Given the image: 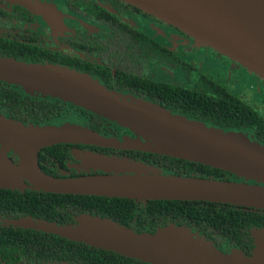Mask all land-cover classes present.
<instances>
[{
	"label": "water",
	"instance_id": "water-1",
	"mask_svg": "<svg viewBox=\"0 0 264 264\" xmlns=\"http://www.w3.org/2000/svg\"><path fill=\"white\" fill-rule=\"evenodd\" d=\"M181 27L264 76V0H128ZM0 79L72 102L128 127L135 136L110 137L82 123L25 124L0 113V187L149 199H191L264 208V144L240 131L189 118L144 98L109 89L92 75L54 63L0 56ZM81 142L152 151L219 167L256 182L165 173L128 156L94 154L104 173L55 176L38 163L39 150ZM12 149L16 163L7 155ZM112 171V173H108ZM14 223L58 233L152 264H264V227H252L251 254L218 249L184 224L136 231L110 217L84 212L76 223L26 216ZM21 264V263H15ZM42 264H88L67 260Z\"/></svg>",
	"mask_w": 264,
	"mask_h": 264
},
{
	"label": "flooded vegetation",
	"instance_id": "flooded-vegetation-1",
	"mask_svg": "<svg viewBox=\"0 0 264 264\" xmlns=\"http://www.w3.org/2000/svg\"><path fill=\"white\" fill-rule=\"evenodd\" d=\"M211 47L174 23L128 0H0V56L28 62L60 64L86 72L116 92L159 103L189 118L202 120L225 130L240 131L259 140L256 127L220 125L203 119V112L211 114L218 103L220 109L231 107L233 100L250 106L264 118V76L214 47L209 49ZM223 57L235 65L223 60ZM0 83L12 85L19 92L31 96H52L27 92L21 85L4 79H0ZM87 113L99 115L90 110ZM102 117L101 131L97 130L101 134L117 138L124 135L135 136L128 127L113 125L114 120L105 117L108 119L105 121ZM67 119L84 124L73 118L29 121L25 124H61ZM103 122L107 125H102ZM1 148L0 143V150ZM131 150L136 149L57 142L39 150L38 163L43 171L55 176L104 173L106 171L103 167L96 166L90 158L94 154H101L128 156L165 172L163 167L131 155ZM6 153L11 160L19 162V156L12 149H8ZM190 175L214 177L211 171H192ZM222 176L226 177L222 179L256 182L228 170L223 171ZM25 182L27 185L24 189H34L28 180L25 179ZM15 189L24 191L21 188ZM37 191L45 196L50 206L56 204V195L43 192H59L43 189ZM65 210L68 221L63 223H76L79 214L88 212L69 207ZM26 216L56 221L34 215L27 209H9L7 201L0 200V230L7 225L34 228L14 223V220ZM185 226L204 236L224 252L239 248L250 254L255 247L253 236L251 242L241 246L220 236L218 232H213V237H208L198 229ZM159 227L161 225L157 229ZM7 258L9 256L0 248V264H7Z\"/></svg>",
	"mask_w": 264,
	"mask_h": 264
},
{
	"label": "trees",
	"instance_id": "trees-1",
	"mask_svg": "<svg viewBox=\"0 0 264 264\" xmlns=\"http://www.w3.org/2000/svg\"><path fill=\"white\" fill-rule=\"evenodd\" d=\"M231 103V107L221 109L218 103L216 110L210 111L211 114L202 113L203 119L220 125L256 127L258 141L264 144V118L244 103L235 100ZM0 113L24 123L63 120L74 115L73 119L101 131V115L88 114L87 109L82 106L57 97L41 98L24 94L12 85L3 83H0ZM102 118L108 121L107 118ZM102 125L107 123L103 122ZM113 125L120 126L115 121ZM129 153L163 167L165 172L190 175L192 171H211L215 178H226L222 175L223 171L227 170L187 158L138 149ZM34 189L27 188L21 191L11 187H1L0 200H6L9 209H27L34 215L61 223L68 221L65 208L69 207L72 210L79 209L100 216H110L139 232H154L158 226L169 222L186 224L206 233L208 237H213V232H218L220 236H225L241 246L252 241V227H264L263 209L227 202L200 199L145 201L120 196L43 192L57 196L56 204L50 206L45 196H41L38 189ZM0 248L9 256L5 262L7 264L16 262L41 264L54 260L88 264H152L58 233L13 225L1 227Z\"/></svg>",
	"mask_w": 264,
	"mask_h": 264
},
{
	"label": "rangeland",
	"instance_id": "rangeland-1",
	"mask_svg": "<svg viewBox=\"0 0 264 264\" xmlns=\"http://www.w3.org/2000/svg\"><path fill=\"white\" fill-rule=\"evenodd\" d=\"M204 44H205V43H204ZM204 46H205V45H204ZM209 49H213V48L211 47V48H209ZM214 49H215V48H214ZM223 60H226V61H228L230 64H234V63H233V62H231L230 60H227V59H226V57H223ZM234 65H235V64H234ZM68 118H69V117H68ZM70 118H75V117H74V115H71V116H70ZM57 121H59V120H57ZM66 121L73 122V121H71V120H68V119H67ZM53 122H54V121H53ZM63 122H65V121H63ZM63 122H61V123H63ZM77 123H78V122H77ZM21 219H22V218H20V219H17V220H21Z\"/></svg>",
	"mask_w": 264,
	"mask_h": 264
}]
</instances>
